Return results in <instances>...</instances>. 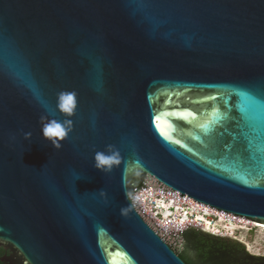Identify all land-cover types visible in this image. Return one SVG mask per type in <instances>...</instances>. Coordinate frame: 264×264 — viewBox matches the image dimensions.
Segmentation results:
<instances>
[{
  "label": "water",
  "instance_id": "water-1",
  "mask_svg": "<svg viewBox=\"0 0 264 264\" xmlns=\"http://www.w3.org/2000/svg\"><path fill=\"white\" fill-rule=\"evenodd\" d=\"M149 189L264 226V0H0L1 262L200 264L214 233L160 227Z\"/></svg>",
  "mask_w": 264,
  "mask_h": 264
},
{
  "label": "built area",
  "instance_id": "built-area-1",
  "mask_svg": "<svg viewBox=\"0 0 264 264\" xmlns=\"http://www.w3.org/2000/svg\"><path fill=\"white\" fill-rule=\"evenodd\" d=\"M135 201L138 202L141 209L146 215L152 217L160 227L166 229H178L181 228L185 223L200 225L199 227L203 228L202 225H204L205 223H209L210 225H212V223L217 224L221 221V218H219L218 216L220 213L207 208H202L188 200L186 196L179 200L176 195H161L156 191L149 189L140 192L135 197ZM198 216L203 217L202 219L204 221H196L198 219ZM224 216H227V218H231L230 222H233V217L228 215ZM236 220H238V218ZM203 229L208 231L206 228Z\"/></svg>",
  "mask_w": 264,
  "mask_h": 264
},
{
  "label": "clouds",
  "instance_id": "clouds-1",
  "mask_svg": "<svg viewBox=\"0 0 264 264\" xmlns=\"http://www.w3.org/2000/svg\"><path fill=\"white\" fill-rule=\"evenodd\" d=\"M57 109L65 114L67 119L62 122L58 120H49L42 124V136L45 140L49 141L56 149L62 147V141H64L69 134L73 131V121L71 117L75 114L78 107L76 93L69 91H61L57 94L56 101ZM44 117H41L42 122ZM25 138H29L31 133H24ZM121 155L119 150L114 145H107L102 151H95L94 154V167L105 174L110 173L114 166L121 164ZM100 195L106 197L107 194L104 190H100ZM127 195V193H126ZM125 209H121V213H124Z\"/></svg>",
  "mask_w": 264,
  "mask_h": 264
},
{
  "label": "flooded vegetation",
  "instance_id": "flooded-vegetation-1",
  "mask_svg": "<svg viewBox=\"0 0 264 264\" xmlns=\"http://www.w3.org/2000/svg\"><path fill=\"white\" fill-rule=\"evenodd\" d=\"M214 236L212 239L192 233L187 237L200 264H264V255L249 252L246 246L227 240V235Z\"/></svg>",
  "mask_w": 264,
  "mask_h": 264
},
{
  "label": "rangeland",
  "instance_id": "rangeland-1",
  "mask_svg": "<svg viewBox=\"0 0 264 264\" xmlns=\"http://www.w3.org/2000/svg\"><path fill=\"white\" fill-rule=\"evenodd\" d=\"M210 226L212 228L211 230L217 234H228L232 238L240 240L246 246V249H248L249 252L257 255H264V228L258 227L261 225L256 227L242 225L243 228L241 230L236 229L234 232L226 231V228L224 227L225 225L212 223Z\"/></svg>",
  "mask_w": 264,
  "mask_h": 264
},
{
  "label": "bare ground",
  "instance_id": "bare-ground-1",
  "mask_svg": "<svg viewBox=\"0 0 264 264\" xmlns=\"http://www.w3.org/2000/svg\"><path fill=\"white\" fill-rule=\"evenodd\" d=\"M218 216H219V218H221V221L219 223H217V224L225 225L224 227L226 228V231H228V232H234L236 229L241 230L243 228L242 225L254 226V227L258 226V224H256V223L246 222L245 220H242V219H238V220L232 219L233 222H230L231 221V218H227V216H224L222 214H219ZM197 218L198 219L196 221H198V222H203L204 221L202 219L203 217H201V216H198ZM238 225H240V226H238ZM198 226H200V225H198ZM202 226H203V228H206L208 231L214 232L213 230H211L212 228H211V226H210L209 223L208 224L205 223ZM258 227L264 228V226H262V225L261 226H258Z\"/></svg>",
  "mask_w": 264,
  "mask_h": 264
},
{
  "label": "trees",
  "instance_id": "trees-1",
  "mask_svg": "<svg viewBox=\"0 0 264 264\" xmlns=\"http://www.w3.org/2000/svg\"><path fill=\"white\" fill-rule=\"evenodd\" d=\"M4 253L5 252L2 249H0V264H5L4 262H1V258L3 257Z\"/></svg>",
  "mask_w": 264,
  "mask_h": 264
}]
</instances>
